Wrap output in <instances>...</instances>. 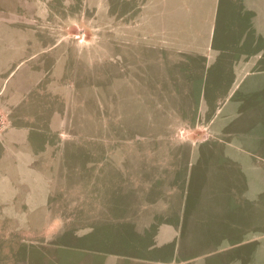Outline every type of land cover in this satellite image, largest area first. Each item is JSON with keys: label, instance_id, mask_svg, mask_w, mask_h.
I'll use <instances>...</instances> for the list:
<instances>
[{"label": "rangeland", "instance_id": "rangeland-1", "mask_svg": "<svg viewBox=\"0 0 264 264\" xmlns=\"http://www.w3.org/2000/svg\"><path fill=\"white\" fill-rule=\"evenodd\" d=\"M144 1L0 0V264L170 256L145 248L168 217L140 235L128 214L164 196H212L203 227L228 196L229 225L264 245V39L161 54L130 34Z\"/></svg>", "mask_w": 264, "mask_h": 264}, {"label": "crops", "instance_id": "crops-1", "mask_svg": "<svg viewBox=\"0 0 264 264\" xmlns=\"http://www.w3.org/2000/svg\"><path fill=\"white\" fill-rule=\"evenodd\" d=\"M130 25L133 26L130 28V34L135 35V40L140 46H151L154 50L162 51L161 54L177 58H207L214 52L230 50L233 56L241 52L243 44L248 40L255 51L259 42L264 39V0H145L138 17L133 21L131 19ZM250 31L253 32L251 37L248 36ZM202 197L211 199L212 196H164L158 210L155 208L157 205L153 203L145 206L151 209L147 212V217L141 216L142 211L138 214L136 209L128 212L134 217L132 224L135 233L140 235L146 234L149 225L158 221L159 217H168L167 221L160 224L155 234V243L145 248H168L170 256L119 257L106 259L104 263L263 264L264 245L256 240L258 228L252 226V229H249L250 226L241 224L229 225L227 218L231 210L227 209L228 196L221 198L223 207L219 206L216 211L214 224L203 227L199 221L202 203L198 202ZM127 201H131L130 196ZM168 201H175V204H168ZM139 218H147V221L137 230L136 223ZM205 227L207 232L204 231ZM234 238H240L244 242L252 241V244L258 241V245L254 250L251 249V253L248 251L243 254L246 258L226 252L217 254L226 250L227 244L232 243ZM206 241L211 247L208 249L215 251L203 255L197 253L194 257L187 255L191 248L199 247V250H204ZM93 261L95 260H91L89 264H94ZM102 263L103 260L99 264Z\"/></svg>", "mask_w": 264, "mask_h": 264}]
</instances>
